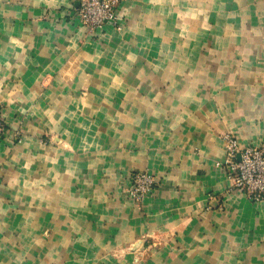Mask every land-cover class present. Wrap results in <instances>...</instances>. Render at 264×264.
<instances>
[{"label":"crops","instance_id":"crops-1","mask_svg":"<svg viewBox=\"0 0 264 264\" xmlns=\"http://www.w3.org/2000/svg\"><path fill=\"white\" fill-rule=\"evenodd\" d=\"M77 6L0 0V264H264L223 164L224 134L264 146V0H122L95 32Z\"/></svg>","mask_w":264,"mask_h":264},{"label":"built area","instance_id":"built-area-1","mask_svg":"<svg viewBox=\"0 0 264 264\" xmlns=\"http://www.w3.org/2000/svg\"><path fill=\"white\" fill-rule=\"evenodd\" d=\"M122 0H77L76 18L82 27L90 32L112 24L121 29L118 9ZM7 131V122L0 107V135ZM20 133H16L19 136ZM227 169L233 189L244 192L251 200L264 199V146L241 147L232 134H224ZM156 176L147 171L132 175L129 194L137 203L150 194L157 186Z\"/></svg>","mask_w":264,"mask_h":264}]
</instances>
